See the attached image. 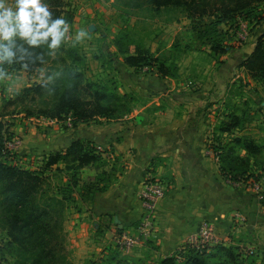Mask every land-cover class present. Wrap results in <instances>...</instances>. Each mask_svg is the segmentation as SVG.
<instances>
[{"label": "crops", "instance_id": "crops-1", "mask_svg": "<svg viewBox=\"0 0 264 264\" xmlns=\"http://www.w3.org/2000/svg\"><path fill=\"white\" fill-rule=\"evenodd\" d=\"M254 29L244 45L238 47L232 40L226 44L219 68L203 83L161 78L154 69L135 71L125 65L113 71L116 94L136 98L132 112L117 119L99 118L71 126L69 121L25 117L18 104L9 103L30 85L14 91L11 88L16 85L9 78L0 81L7 88V93L0 91V123L22 140V163L30 157L36 165L25 169H41L49 155L63 153L73 142L82 141L100 147L103 170L115 171L108 186L99 185L90 200L76 197V208L67 213L80 218L73 226L81 233L77 237L82 249L89 252L92 248L91 252L111 259L118 232H135L142 213L139 193L143 183L152 179L166 187L165 198L155 206L157 239L142 247L143 251L152 249L153 258L164 259L183 250L205 221L212 223L220 247L264 248L259 203L251 192L233 187L221 176L217 157L210 150L218 135L212 134L215 118L209 108L218 106L214 98L228 84L249 78L240 63L264 36V17ZM40 69L43 77L46 71ZM10 73L23 75L22 79L31 75ZM210 102L217 104L208 107ZM235 213L245 223L235 219ZM130 259L129 264L140 263L137 257Z\"/></svg>", "mask_w": 264, "mask_h": 264}, {"label": "trees", "instance_id": "trees-1", "mask_svg": "<svg viewBox=\"0 0 264 264\" xmlns=\"http://www.w3.org/2000/svg\"><path fill=\"white\" fill-rule=\"evenodd\" d=\"M58 0H46L51 7L60 5ZM146 4L156 10L172 8L183 12L191 19L198 30L204 26V31L210 38V50L219 56L226 52L227 42L232 40L239 20L258 25L264 17V0H144ZM71 22V15L63 13ZM55 17H59L54 12ZM221 27H227L226 32ZM20 40L17 45L22 44ZM178 39L172 50H178ZM24 47H27L25 44ZM29 51L43 52L45 63L50 61L46 69L44 82L34 83L20 91L11 106L18 104L25 117L45 118L56 121H69L71 126L88 123L99 118L106 120L117 119L130 114L136 103L131 95H117L116 86H98L84 82L82 73L67 69L54 73L58 63L52 55H48L47 46ZM71 63L75 64V55L68 52ZM19 53H17V57ZM57 56V54H56ZM55 56V58H56ZM122 62L133 69H143L154 63V69L159 77L176 79L175 66L168 65L165 59L152 60L148 53L140 51L124 54ZM44 63V64H45ZM44 64H37L25 71L19 65H13L8 71H24L33 74ZM246 75L264 89V36L259 37L249 56L240 63ZM148 70V69H147ZM54 75V76H53ZM54 77L48 81L47 77ZM238 119L230 116L224 132L230 131L238 125ZM14 137L8 129L0 123V225L6 230L17 264H67L64 253V223L67 213L76 208V197L91 199L98 190L108 186L115 178L114 169L98 173L96 181H82L79 183L80 171L95 165L103 166L99 152L93 145L82 141L73 142L63 153L49 155L41 169L29 170L8 162L4 153V142ZM210 150L217 157L221 176L230 182L256 178L253 171L254 161L260 155V149L249 139L236 137L231 141L210 146ZM245 152L242 157L239 152ZM58 164L63 167L59 168ZM54 166H56L54 168ZM54 168V169H53ZM263 171L262 167L260 172ZM62 175L59 183H53L51 176ZM255 178V179H254ZM53 179V178H52ZM264 198V179L262 182ZM264 206V199L261 203ZM65 219V220H64ZM212 249L211 252H208ZM236 248H225L215 245L197 251L186 246L180 252L158 259L154 264H244ZM114 260V259H113ZM112 258L106 261L110 264ZM0 264H7L0 259ZM114 264H120L116 262ZM140 264V263H139Z\"/></svg>", "mask_w": 264, "mask_h": 264}, {"label": "rangeland", "instance_id": "rangeland-1", "mask_svg": "<svg viewBox=\"0 0 264 264\" xmlns=\"http://www.w3.org/2000/svg\"><path fill=\"white\" fill-rule=\"evenodd\" d=\"M6 2L12 5L14 0H6ZM57 2L60 5L51 7L53 14L56 12L60 17L64 15L63 13H68L72 20L69 23L70 30L66 40L61 48L52 54L58 62L54 73L67 69L76 70L82 73L84 82L98 86L107 85L110 89L111 82L117 86L112 72L124 68L123 55L136 51L148 53L152 60L165 59L168 65L175 66L176 79L181 81L203 83L219 68L221 56L210 50V38L204 32L208 28L204 26L198 30L191 19L179 10L172 8L156 10L144 0H58ZM254 28L255 26H252V29ZM226 30L227 27H221L223 33ZM80 31H85L86 35L78 40L76 37ZM176 39H178L179 49L175 51L172 50V46ZM223 47L226 45L223 44ZM68 52L75 55L74 66ZM154 65L152 63L143 69L154 68ZM49 67L48 60L42 68L46 70ZM41 75H43L42 69L31 75H25L24 79L21 74H11L10 84L16 85L11 89L16 91L24 88L26 84L40 83L44 80V76ZM4 86V83H0V91L7 93V88ZM215 100L219 101L218 106L209 108L213 113L212 117L215 118L212 134L218 135L217 141L220 144L240 137L249 139L259 147L261 153L256 160L250 157V161H254L253 171L250 173L262 186L264 172H260V168L264 169V89L250 78L239 79L233 85L228 84L224 87L219 96L214 98ZM213 104L217 103L210 102L208 107ZM21 113H23L22 110ZM230 116L236 117L239 123L235 128L224 132V126L227 125ZM239 154L242 157L245 156L243 151ZM22 159L20 157L19 161L21 162ZM27 159L28 161L23 164L32 165L31 158ZM101 171L103 166L95 165L85 168L79 172L78 181L80 184L82 181H96ZM51 177L52 184H56L60 182L62 175ZM78 203L81 207V202L78 201ZM70 215L72 214L66 216L63 226L64 232L66 231L65 262L67 264H106L108 260L101 257L96 250L91 252L92 248H89L90 251L87 252L81 248L80 238L77 237L81 233L73 226V223L80 218L76 216L77 213H73L74 218ZM7 243L9 240L6 230L0 225V259H4L7 264H17V259ZM146 244L144 242L142 246L132 249L125 255H121V252L113 245L115 249L110 254L112 258L110 264H114L115 261L120 264H129L132 257L139 258L140 264H154L157 259L150 253L152 249L147 248L143 251L144 245L149 246ZM253 251L254 254L251 257H242L243 263L264 264V248L256 247Z\"/></svg>", "mask_w": 264, "mask_h": 264}, {"label": "clouds", "instance_id": "clouds-1", "mask_svg": "<svg viewBox=\"0 0 264 264\" xmlns=\"http://www.w3.org/2000/svg\"><path fill=\"white\" fill-rule=\"evenodd\" d=\"M69 30L66 18L55 17L46 0H14L12 5L0 0V81L11 75L5 65H19L27 71L32 66L44 64L45 54L29 49L47 46L48 55H52L61 48ZM85 35V31H80L76 38L79 40ZM17 40L23 43L17 45ZM53 78L48 76L47 80Z\"/></svg>", "mask_w": 264, "mask_h": 264}, {"label": "built area", "instance_id": "built-area-1", "mask_svg": "<svg viewBox=\"0 0 264 264\" xmlns=\"http://www.w3.org/2000/svg\"><path fill=\"white\" fill-rule=\"evenodd\" d=\"M252 26L255 23H247L239 20L232 36V41L238 47L244 45L250 38ZM22 149V141L16 137L5 140L4 142V153L8 154L7 161L13 165L25 168V164L20 162L19 152ZM96 152L102 153L100 147H94ZM235 188H240L244 191L251 192L256 198L260 205V215L264 220V206L261 205L263 201V189L262 186L252 180H239L230 182L227 181ZM166 196V187L157 180H147L143 183L142 189L139 193V202L141 205L142 213L137 223V227L133 234L125 232H118L114 239L115 247L122 253L128 254L132 249L142 246L144 242L151 243L157 239V230L155 225V206L156 204L164 199ZM234 218L240 223H245V218L235 213ZM221 242L216 236L214 227L210 222H202L198 228L197 234L186 242V246L191 247L197 251L202 249L220 245ZM237 253L241 257H251L254 254L253 249L239 246L237 247Z\"/></svg>", "mask_w": 264, "mask_h": 264}]
</instances>
